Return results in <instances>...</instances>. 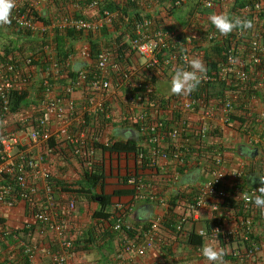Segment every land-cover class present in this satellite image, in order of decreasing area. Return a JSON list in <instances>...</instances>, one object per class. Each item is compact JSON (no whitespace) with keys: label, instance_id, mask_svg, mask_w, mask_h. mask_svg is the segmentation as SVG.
Masks as SVG:
<instances>
[{"label":"built area","instance_id":"built-area-1","mask_svg":"<svg viewBox=\"0 0 264 264\" xmlns=\"http://www.w3.org/2000/svg\"><path fill=\"white\" fill-rule=\"evenodd\" d=\"M26 1L15 0L10 24L40 37H46L53 31H75L82 36L96 34L105 26H111L117 16L103 11L99 18L91 17L100 8L99 1L92 0L84 9L88 12L87 17L78 14L60 16L52 22L36 21L32 13L24 9ZM32 1V7L37 9L38 5L49 0ZM132 1L149 6L154 0ZM235 1L198 0V3L201 10H215ZM186 2L175 0V5L181 6ZM263 10L264 0H255L244 8L243 13ZM194 28L195 24L191 23L189 29L193 31ZM234 34L236 38L245 40L247 45L242 49L224 50L223 62L215 71L205 69L203 78L191 94H173L172 97L161 94L151 80L153 77L157 79L160 71L191 70L192 50L189 45L173 40L176 35L157 28L155 22L144 14L134 25V36L130 40L131 49L139 58L145 59L140 68H130L126 63L115 61L112 52L105 47L100 48L95 58L93 73L85 68L72 71L68 62L64 64L56 56L50 44L44 46L43 52L38 50L21 59L12 54L0 57V206L11 211L24 204L26 214L24 227L20 229L22 232L15 233L5 226L1 233L6 238L19 241L18 246L28 264H35L37 256L42 253L33 242L36 235H51L60 246L59 252L48 253L49 264H68L75 241L70 234V219L77 211V203L73 198L66 200L60 197V190L56 191L49 159L57 154L64 162L74 158L84 173H91L99 167L98 157L105 159L101 147L111 145L105 137L112 120L110 101L118 98L120 93L124 108L119 113V121L133 126L147 146L135 147L134 171L126 176L125 184L133 191V198L154 203L168 211L181 207L183 213L176 220L174 229L179 241H189L186 224L200 220L201 210L208 206L210 200L239 202L241 215L235 228L213 225L198 230L196 234L201 237L200 233L204 232V238L218 241L224 253L227 250L223 246H227L231 239H240L248 243V247L233 250L231 254L237 258L236 264L261 263L264 243L253 238L254 217L258 213L264 216L252 202L259 194L258 188L245 185L244 165L226 171L222 148L208 142L218 137V129L214 125L216 119L223 125L231 122L235 100L240 92L245 91L251 67H261L259 73L264 77V42L250 28H237ZM206 38L213 42L218 35L211 32ZM166 51L169 54L165 53L160 59L159 55ZM43 53L46 55L44 68L39 61ZM80 55L90 60V48L83 46ZM64 79L68 80L62 85ZM222 84H225L226 91L219 96L217 93ZM257 85L264 91V79ZM233 87H237L236 90ZM28 89L33 90L30 93ZM77 91L84 94L82 102L73 99ZM22 92H27L28 104L17 108L15 94ZM260 116L264 119V112ZM242 132L256 140L249 125H244ZM206 152L208 156L204 155ZM191 156L210 160V165L203 169L206 181L198 186L191 198L176 195L173 206L170 194L159 192V184L172 190L179 183L181 170L186 168ZM110 164L104 160L105 174L110 172ZM144 169H153L155 172L151 174L154 176L144 174ZM217 219L222 223L220 217ZM114 220L113 231L120 236L117 264H128L132 257H145L157 245L167 243L163 237L167 222L164 216H156L147 228L132 232L122 216ZM200 249L197 248L196 257L204 258ZM0 264H6L1 253ZM158 264L176 262L167 256L159 258Z\"/></svg>","mask_w":264,"mask_h":264},{"label":"crops","instance_id":"crops-1","mask_svg":"<svg viewBox=\"0 0 264 264\" xmlns=\"http://www.w3.org/2000/svg\"><path fill=\"white\" fill-rule=\"evenodd\" d=\"M86 1V0H84ZM198 3V0H189L188 4L185 6L188 8V10L192 11V17L190 19V22L193 23L192 20L197 18V23L199 19H201V25H207L211 24L210 20L204 17L202 18L199 16L201 13V9L196 5ZM42 5H45V7H42ZM152 6L154 8H152ZM195 6V7H194ZM77 7V6H76ZM194 7V9H193ZM222 8H219L221 11V14H228L231 17H235L236 14L232 13V4H225L221 6ZM37 11L45 18L46 22H52L54 19L60 17L59 13L60 10L56 5L48 6V3H43L37 6ZM163 11V8H160L158 10V7L154 4H150L149 6H144V9L142 13L145 16H149L152 20H155V17H157L160 12ZM208 11V10H206ZM213 14L216 13V9L209 10ZM96 12L94 11L92 15H94ZM207 13V12H205ZM80 14V12H77L76 15ZM191 16V15H190ZM176 19V18H173ZM153 20V21H154ZM169 21V19H167ZM174 23L173 21H170ZM156 26V25H155ZM105 27H111V26H105ZM104 28H102L103 30ZM1 30V29H0ZM102 30L96 34H88L84 35L79 39L78 41L71 42L73 45V51L69 54V62H70V68L72 71H77L82 68H85L87 70L88 67H91L95 65L92 63L91 59L86 60L83 59L80 55L81 49L83 46H88L90 48L89 40L93 41H100L101 48L105 47L104 39L102 36ZM112 31V29H111ZM110 31V32H111ZM183 34H187L186 39L184 40L185 45H189L188 48H191L192 53H194V42L190 40L189 34L194 33V30H190L189 27H185L182 30ZM50 32V31H48ZM3 33V29H2ZM211 33V32H210ZM216 33L219 37L218 32ZM8 36V39L10 42H13L17 36L11 31L6 32ZM56 32H50L46 37L42 36L41 41H44L45 43H48L51 45L52 48H55L53 45V40ZM171 34L176 35L174 32ZM33 35V34H32ZM40 37V36H39ZM33 39L38 38V36L33 35ZM125 42L130 43V39L128 36L124 37ZM173 40H178L177 35ZM201 40V39H200ZM204 40V43L200 41L198 43V46H206L209 41L207 40L206 36L202 39ZM103 41V42H102ZM179 41V40H178ZM173 42V41H172ZM70 43V44H71ZM99 43V42H98ZM245 47V46H244ZM243 46L240 45L239 49H242ZM91 50V48H90ZM29 53H32L29 51ZM27 53L26 55H28ZM139 58V57H138ZM135 59V61H133ZM141 59L139 58V61L141 62ZM40 63L43 61L41 58ZM115 61H117L115 59ZM136 57L130 60L132 63V66L137 65ZM217 65L221 62L217 59L215 60ZM206 63V62H205ZM204 62H202L203 66L205 65ZM141 64H143L141 62ZM214 65V64H213ZM217 65L215 66V69L217 68ZM43 68L45 67V64H41ZM252 70V72H251ZM215 71V70H213ZM250 72L252 75H254L256 78L258 77L259 72H257V69H253L251 67ZM254 77V78H255ZM258 79L263 80L264 77L261 76ZM68 79H64L62 81V85H65L67 83ZM162 80V79H161ZM156 84H158V81H156ZM224 87H219V91H221ZM33 89H28V91L31 93ZM218 95L222 96L224 92H219ZM260 98L257 100H250V104L248 108L254 112L255 114H259L255 117V122H253L252 126V135L256 140H253L252 138L247 137L244 132H242V128H240V122L238 121H232L228 125L221 124L219 119H216L214 122V125L218 129L216 131L217 138L214 140L209 139V144H214L216 146H219L222 148V152L225 157V170H229L231 168H238L241 165H244L245 168V178H248L249 183L252 185L261 183L262 180H264V119H261L260 114L264 112V91L263 89L259 88L257 85V93ZM118 95V98L111 99L110 103L112 106V120L110 121V127L108 128V131L105 135L106 139L112 142H121V141H132V144L134 147L137 146H146L145 141L142 140V137L139 133L135 132L133 129V126L121 123L119 121V113L124 108V103H122V97ZM73 99L76 100V102H82L84 99V94L81 91L75 92L73 95ZM240 113L236 112L234 110L233 115L238 116ZM232 115V116H233ZM241 116V114L239 115ZM251 119V118H249ZM247 117L244 118L246 122H248ZM218 143V145H217ZM228 146V148H227ZM147 147V146H146ZM109 153H104V156L106 158L107 164L111 162L113 166H117L119 169L113 171L114 173H107L106 178L104 180V192L106 195H113L114 191H130L128 187H125V183L123 182L122 178L125 177V175L129 172H131L135 167V153L134 150L125 153L121 152L120 154L113 155V158L110 159ZM205 156H208L207 152L204 154ZM112 160V161H111ZM210 160L207 157L204 158H195L190 157L188 159V163L186 165V168L181 170V178L180 181L175 187L170 189H165V186L163 184H159V192L162 194H166L171 199L173 206L175 205V199L176 195H186L187 197L191 198L193 195H195L196 190L199 185H202L206 181V176L204 172V168H207L210 165ZM49 167L52 171L54 182L56 187L59 186L62 188H65L64 192L61 190L60 197L64 199H75L77 201L78 206V214L73 216L70 219V234L74 235V237H77L80 233V230L82 229L85 231L90 226L95 224L93 220V214L98 211L99 205L97 202L91 201L87 195H84V193H80V190L82 189L77 183H84L83 175L84 171L81 168V165L76 159H70L66 162L62 161L60 158V154H57L56 156H52L49 159ZM119 170V172H118ZM134 171V170H133ZM144 174L149 176H154L151 173H154L155 171L153 169H144ZM161 175V174H160ZM156 178H162L161 176H156ZM165 189V190H164ZM233 202V205L229 202L224 204V202H220L217 199L216 200H210L208 202V206L201 210L200 213V220L198 221H189L185 229L187 233L190 235L197 236V231L200 229H206L210 228L213 225L220 226L223 224L226 228H235L237 224V220L240 218L241 215V209H240V203L236 202L234 200H231ZM112 203L113 205L110 207V210H108L109 213H113V208L117 205L120 206L121 204H128L130 206V210L128 214L123 217L125 220V224L131 228V232L134 229H145L149 226L150 222L156 217V216H164L167 218L166 222V231H163V237H164V243L162 246L157 245L155 248H153L150 253L145 257H132L128 264H158L159 258H166L169 256L172 258L176 264H211L208 260L205 258H198L196 257V251L197 248H201L204 244L208 242V238H203V243L201 245H192L188 241H179L176 239V235L174 233L176 220L178 217L183 213V209L181 207H176L174 210L168 211V209H165L163 207H160L154 203H148L145 201H136L133 198V194L129 195H123V196H112ZM115 203V206H114ZM217 208V209H216ZM0 209H3L0 206ZM5 211H8L7 216V225L11 228H18L14 222V218L16 216V213L18 211H21L23 214L24 222H25V211H24V204H20L18 208L14 209L13 211L4 209ZM20 213V214H21ZM114 216L112 215V218ZM215 217V218H214ZM218 217L221 218V222L219 223ZM255 221V234L254 237L257 238L260 242L264 243V223L262 225H257L256 219ZM73 233V234H72ZM117 239L113 242L110 247L107 245L103 246L102 248H95L94 246H89L85 249H81L82 245H78V248L74 247V250L71 251L72 253L69 256L68 264H116L114 262V257L116 252L119 249V240L120 236L119 234L115 235ZM78 239V238H77ZM212 240V239H211ZM214 241V240H213ZM33 242L36 246H38L42 253L39 254L36 258L35 264H49L51 262L50 254L51 253H57L60 251L59 244L53 239L51 235L45 236V235H36L33 237ZM216 242V246L219 248V242ZM243 242L240 239L231 240L227 244V246H223V248H226V253L224 255V264H234L231 263L229 260V256H231V253L235 249H242ZM80 246V247H79ZM12 246H9V251L12 252ZM16 248V247H15ZM8 251V250H7ZM8 251L6 256H8L9 259L12 260V257L15 255H11V253ZM111 251H113L111 253ZM3 255V254H2ZM5 257V255H3ZM262 256H264V251L262 253ZM23 257V256H22ZM15 256L13 257V259ZM6 259V258H5ZM13 260L10 262H13L15 264H24V260Z\"/></svg>","mask_w":264,"mask_h":264},{"label":"trees","instance_id":"trees-1","mask_svg":"<svg viewBox=\"0 0 264 264\" xmlns=\"http://www.w3.org/2000/svg\"><path fill=\"white\" fill-rule=\"evenodd\" d=\"M92 0H49L47 1L48 6H53L56 5L58 9L60 10L59 16H68V15H76L77 12H80L82 16H88V12H85L84 9L86 7V4L91 2ZM100 3V8L98 11H95L96 13L92 15L91 17H96L99 18L100 15L102 14L103 11H109L111 13H115L116 19H114L111 27H104L102 30V36L104 39L105 43V48H108L111 52L114 58L117 60V62H123L126 63L127 66H132V63L130 60L136 57L137 61H139V56L131 49L130 43L125 42L124 37L128 36L129 39L131 40L134 36V25L136 22H138L143 13V9L145 4H139L135 3L132 0H98ZM255 0H236L235 3L232 4V10L231 12L236 14L235 17L241 19L242 21H250L252 24V27L250 28L252 32L255 35H258L260 39L264 42V10L260 12H255L252 11L249 14H244L243 10L246 6L251 5ZM32 0H27L24 4V9L29 10L32 15L34 16L36 21H45V18L35 9L32 7ZM152 4L156 5L158 7V10L160 8H163V11L160 12V14L155 17V25L157 28H161L169 33L174 32L177 35V39L183 43L184 40L186 39L187 34L182 33V29L185 28L186 26L189 27L192 22H190L193 10H188L186 8L188 4V0L185 4L181 6H176L175 5V0H154ZM78 5L79 7H76ZM186 6V7H185ZM199 9V3H196V5ZM194 6V7H195ZM193 7V9H194ZM207 12V13H205ZM191 15V16H190ZM213 15L211 11H206V10H201L200 17L202 20L204 17L209 19V17ZM149 18V16H146ZM176 18V19H173ZM169 19V21H167ZM197 18H195L193 23L195 24L194 28V33L189 34L190 40L194 42V54H195V59H199L201 62H206L204 65V68L208 71H213L216 70L214 65H217L216 59L218 61H221L220 63L223 62V52L226 49H236V47H239L240 45L244 46L247 45V42L245 40H242L241 38H236L234 34V30L228 34V35H221L212 24H207V25H201V19L198 20L200 24L197 23ZM173 21L174 23L170 22ZM0 57H5L7 55L12 54L14 57H17L21 59L24 57L29 51L31 52H38L42 51L44 49L45 45H48V43H45L44 41H41V37H38L36 39H33L32 33L24 32L22 30L16 29L15 27L12 26V24H0ZM3 29V33H2ZM112 29V31H111ZM17 36L13 42H10L8 39V36L6 32L11 31ZM111 31V32H110ZM210 32H218L219 37L215 39L213 42H209L206 44V46H198V43L202 41L203 44L204 40H202L207 34ZM82 34L77 33L75 31H65L63 33H58L56 32L54 39L53 40V45H54V50L56 51V56L66 64H70L69 62V54L72 53L73 51V45L71 42L73 41H78L81 39ZM201 39V40H200ZM99 42V43H98ZM103 42V41H102ZM71 43V44H70ZM90 43V48H91V61L92 63H95V58L101 48V43L100 41H93L89 40ZM39 48V49H38ZM169 54L168 51L163 52L159 55L160 59L164 58V54ZM46 55L42 56L43 61L40 64H45L46 61L44 60V57ZM135 61V59L133 60ZM36 64V63H34ZM214 64V65H213ZM257 70L259 69V72H261V67L256 68ZM261 69V70H260ZM87 70L91 73L95 71L94 66L88 67ZM76 71V70H75ZM74 71V72H75ZM258 77L256 78L254 75H250L249 81L246 83L245 91L240 92L239 97L236 98L235 103V110L236 112L240 113L241 116H232V121H238L240 122V128H242L244 125H249L251 129H253V122H255V117L259 114H255L254 112L248 108L250 104V100L254 99L257 100L260 98V96L257 93V83L261 81V79H258L259 77L261 78V73H259ZM255 77V78H254ZM154 83H156V78L153 77L151 80ZM221 87H224L221 91L219 92H224L226 91V86L225 84H222ZM237 88V87H236ZM235 87L233 89L236 90ZM234 90V91H235ZM234 91H231L232 94H235ZM218 94V93H217ZM172 97L173 93L170 95H165ZM27 92H22L20 94H15V100L14 104L17 108L20 107H26L27 103ZM249 119L248 122L244 120V118ZM104 150V153H109L110 159L113 158V155L120 154L121 152L128 153L132 150H135L134 145L132 144V141H121V142H112L110 146H102L101 147ZM106 159V158H105ZM112 161V160H111ZM120 170V169H119ZM118 170V172H119ZM109 173H114V172H109ZM128 173L125 175V177L122 178L123 182L126 183V176ZM84 183H77L82 189L80 190V193H84V195H87V197L93 201L97 202L99 205L98 211H96L93 214V220L95 224L90 226L88 229L83 231L82 229L80 230V233L78 234L77 237L73 238L75 239L74 241V247L78 248V245H82L81 249H85L89 246H94L95 248H102L103 246L107 245L110 247V245L113 244L115 239L117 237L115 236L116 233L113 231V227L115 225V218H119L120 216L125 217L129 210L130 206L128 204H121V209H118V206H115L114 203V212L111 214L108 212L110 210V207L113 205L112 203V196H123V195H129L133 194V191H114L113 195H106L104 192V180L106 178L105 171L102 167V165H99L95 168L94 171L91 173L85 172L83 175ZM245 185L250 188H259L264 185L261 183L252 185L249 183L248 178H245ZM125 187H127L125 185ZM56 191L58 189L60 190L61 187L57 186ZM67 189V187H65ZM65 188H62L61 190H65ZM60 190V192H61ZM183 195V194H180ZM231 203L233 205V202L231 200H225L223 205L228 203ZM227 205V204H226ZM112 215L114 216L112 218ZM256 219V224L257 225H262L264 223V216L261 214H256L255 217ZM6 219L0 218V253L2 254H7L9 251V246L13 247L11 255L15 256V258L12 260L8 258V256H5L6 258V264H15L13 263V260H24V264H28L25 261V258L22 257V252L21 249L19 248L18 244L19 241L14 240L13 238H6L5 236H2L1 230L7 227ZM10 227V226H9ZM11 228V227H10ZM15 233H20L23 230L17 229V228H11ZM73 234V233H72ZM131 234H129L130 236ZM78 238V239H77ZM255 241L257 240L256 237H254ZM119 244H120V239ZM232 240V239H231ZM230 240V242H231ZM234 240V239H233ZM190 244L192 245H201L203 243V238L199 236L190 235L189 241ZM105 244V245H104ZM248 247V243H243V247ZM16 247V248H15ZM80 247V246H79ZM120 248V245H119ZM8 250V251H7ZM119 251V249H118ZM118 251L115 254L114 257V262H116V256L118 254ZM113 251H111L112 253ZM262 261L260 264H264V257L262 256ZM229 260L231 263L236 264L237 263V258L234 257L232 254L229 256ZM13 261V262H10Z\"/></svg>","mask_w":264,"mask_h":264},{"label":"clouds","instance_id":"clouds-1","mask_svg":"<svg viewBox=\"0 0 264 264\" xmlns=\"http://www.w3.org/2000/svg\"><path fill=\"white\" fill-rule=\"evenodd\" d=\"M15 7V0H0V24L10 23V15L12 9ZM211 24L221 35H228L234 29L243 28L249 29L252 27L250 21H242L237 17H231L228 14H213L209 17ZM191 70H185L181 68L175 69L171 80H170V91L173 94H191L201 79L204 76L205 68L199 59H194L189 65ZM264 185V180L261 181ZM258 195H255L253 199V204L256 208L261 210L264 214V186L257 189ZM248 197L245 196V199ZM200 236L202 238L206 237V233L201 232ZM201 255L211 262V264H224V250L216 246V242L208 239V242L204 244L200 249Z\"/></svg>","mask_w":264,"mask_h":264},{"label":"rangeland","instance_id":"rangeland-1","mask_svg":"<svg viewBox=\"0 0 264 264\" xmlns=\"http://www.w3.org/2000/svg\"><path fill=\"white\" fill-rule=\"evenodd\" d=\"M189 1V0H188ZM42 7H45V5H42ZM152 8H154L152 6ZM219 8H222V7H217L216 8V13H217V10H218V13L217 15L221 14V11ZM215 11V10H214ZM35 36H38L39 35H35ZM246 46V45H245ZM39 49V48H38ZM34 52V51H33ZM192 56L193 58L195 59V54L192 53ZM141 62L144 63L145 62V59H141ZM141 62H137V65H134L135 67L137 68H140L142 66ZM172 71L174 73V70H171V69H168V70H164V71H160V73H158V77H157V81H158V84H156V87L158 89V91L161 93V94H164V95H170L171 94V91H170V80H171V77H172ZM257 72H259V70H257ZM162 79V80H161ZM228 148V146H227ZM229 149V148H228ZM104 158L101 159V157H98V165H103L104 164ZM104 167V166H103ZM116 169H119V168H115L112 166V164H110L109 166V170L111 172L115 171ZM77 203V201H76ZM78 204V203H77ZM13 211V210H12ZM8 211H5L4 209H0V218H4L7 220V218L9 216H7ZM21 211H18L16 213V216L14 218V222L16 224V226L19 228V229H22L24 227V218H23V214L21 213ZM78 214V206H77V211L76 213L73 215H77ZM15 229V228H14ZM3 254V253H2ZM6 256V254H3Z\"/></svg>","mask_w":264,"mask_h":264}]
</instances>
